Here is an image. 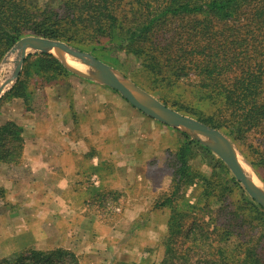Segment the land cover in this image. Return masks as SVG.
Here are the masks:
<instances>
[{
    "label": "trees",
    "instance_id": "trees-1",
    "mask_svg": "<svg viewBox=\"0 0 264 264\" xmlns=\"http://www.w3.org/2000/svg\"><path fill=\"white\" fill-rule=\"evenodd\" d=\"M26 36L76 46L106 41L139 58L144 73L156 82L194 88L211 109L209 123L203 124L234 143L242 144L251 132L264 140V0H0V61ZM32 70L46 84L58 82L65 72L50 55L28 57L7 94L21 100L25 112L32 110L27 88ZM22 133L15 119L0 125V163H22ZM192 144L168 152L173 157L171 185L154 204L171 212L162 264H264V210L244 194L227 167L229 179L214 188L211 180L194 173ZM259 154L264 164V149ZM195 185V203L181 208L185 189ZM111 194L99 193L93 200L101 205ZM216 204V216L205 221ZM85 205L91 209L89 202ZM0 264L81 261L56 248L31 249Z\"/></svg>",
    "mask_w": 264,
    "mask_h": 264
},
{
    "label": "rangeland",
    "instance_id": "rangeland-1",
    "mask_svg": "<svg viewBox=\"0 0 264 264\" xmlns=\"http://www.w3.org/2000/svg\"><path fill=\"white\" fill-rule=\"evenodd\" d=\"M42 1L46 2L49 0ZM62 43L79 53H84L93 57L95 60L110 68L116 76L123 78L144 90L158 101L160 100L159 102L162 100V102L167 104L169 108H174L175 111L182 112L185 114L184 116L193 118L201 123H209L206 119H208L211 114V109L208 103L202 100L201 94H199L194 88L185 85L177 84L169 86L165 83L156 82L144 73L141 60L132 53H127L126 50L120 51L111 48L107 46L106 41H101L99 44L95 43L82 46H76L73 42L72 44L65 42ZM16 44L17 43L5 53L0 61V86L5 80L12 76L15 69L17 56L13 53L12 49ZM33 55H40V53L31 54L28 57ZM28 57L26 59H28ZM60 65L63 67L62 64ZM63 68L65 72L60 76L59 81L57 79L58 82H52L50 84L44 83L41 77H37L35 72L33 70L31 71L33 76L28 79L27 88L30 93L28 103L32 110L29 109L28 112H22L23 103L21 100L10 99L7 97V94H9L12 88L16 85L21 75L20 72L17 81L7 87L0 98V125L12 119L17 120L22 124V119L24 117L23 113H25V115L36 114L31 113L30 111H39V109L45 104L44 100L46 93H49V91L52 90V93L55 96L56 93L53 87L58 85H62L67 89L71 87L74 88L76 90L75 95L79 98V104L84 103L87 99L85 95L81 93L86 90V85H94L95 83L82 79L69 72L65 67ZM50 86L51 89L48 88ZM45 89L50 90L45 92ZM115 95L121 99L120 101L124 102V107L117 108L116 117L126 119L125 117H128L130 114L134 115V113L143 115L125 101L118 92L115 91ZM126 108L130 109L132 112L130 113L128 110L125 113ZM42 112L43 111L41 110V113ZM128 113L130 114L128 115ZM143 116L146 117L145 115ZM146 119L150 118L146 117ZM159 125L162 124L159 123ZM168 129L173 131V139H178V145L186 142H193V159L191 160L190 165L194 173H198V175L211 180V183H214L215 185L213 188L216 187L217 184H221L223 180L229 179L226 170L224 169V167L227 166L199 140L191 135L174 130L170 127ZM74 134L75 133L73 132V138L76 137ZM153 135L154 133L148 131V136L151 137ZM166 138L171 139V135L166 133L165 140ZM228 140L235 149L239 160L245 166L247 175L256 184L264 188V164L260 160L259 154L264 149V146H260L261 144H264L263 137H261L259 133L251 132L246 134L245 140L242 144L234 143L230 139ZM131 141H133V139L131 138V135H129L126 142L131 143ZM78 142L80 143L75 141V143H77V154L80 156L77 155V157H73L70 166H78L81 169L77 170V175L69 177L67 182L70 188L69 192L73 191V189L79 191L75 195H68V197L76 198L81 205V200L85 203L89 202L92 205L91 209L88 210L84 205L83 207H77L76 209L69 204V207H71L70 209L68 208L67 211H60L54 203H52L51 208L42 209L35 206L34 210L21 209L19 215L23 219V223L19 225L18 242H14L15 244L10 251L8 250L9 248L6 247V249L0 253V260L31 249L41 251L56 248L69 249L70 247L72 248L73 246H76L77 241L80 242L78 246L82 247V242L90 240V238L87 237V233L89 232L88 227L83 229L82 233L79 234V240H77L74 235L79 233V226L78 229H75L74 226L72 228V223L75 220H83V224L91 223L94 238L92 239L93 241H91L93 254L90 256H85L84 254L80 256L81 264H162L164 257V241L167 236V223L171 212L170 209L166 207L155 209L154 204L162 199L170 188L172 180V169L170 167L173 165V157L169 156L168 152L174 154L179 148L178 145L173 150H165L162 157L159 156L158 159H155L152 162H149L148 160V163H143L142 159L141 162L138 161L137 163H134L132 166L133 170L130 171L127 167L125 170V166L128 164L119 163L121 162L120 160L126 161V159L123 158L120 153L113 152L110 156L115 160H120L119 162H110L113 164L108 167H113L114 170L119 167L118 171L122 177V184L119 186V189H116V192H106L112 194L109 197H106L100 205L97 200H93L97 195L95 194L97 192L95 189L96 186L94 187L93 184L97 182V179L93 178V174L99 175V178L101 179L102 167L95 170L90 164L86 163L85 165L86 159L93 158L96 150L92 149L89 144L85 142L82 143L81 140ZM81 143L83 147L79 146ZM128 154L129 153H126L124 156H131L132 158L135 156ZM81 156L86 159L81 158ZM141 165L142 167H140ZM84 167L85 169L83 170ZM138 172H140L138 176H133V173ZM228 172L234 177L229 169ZM28 173L29 171L25 170L24 167H21L13 168L11 175L18 180L27 181L29 178L27 177ZM56 177L57 174L55 173V175L49 177L48 180L44 182L41 181L39 185L49 187L53 182L57 181ZM124 177L126 179H124ZM123 179L127 181V184ZM122 185L128 186L121 187ZM240 186L244 190L241 184ZM100 188L109 190V188L102 187L101 185ZM197 188L195 185L185 189L183 194L184 198L181 200L180 206L186 203L190 205L195 203ZM215 189L218 190V188ZM233 192L236 193L235 190ZM99 193H102V191ZM113 193L118 195H113ZM241 193L237 190L236 194L239 196ZM244 194L247 195L245 190ZM1 197L0 193V199ZM248 198L250 199L249 196ZM33 203L34 202L31 201L29 202L30 205L27 206L32 208L31 206H33ZM48 205L50 204L47 202L45 206ZM218 205L219 204L211 206L210 211L204 216L205 221L208 222L211 217L214 218L216 216L215 209H217ZM182 207L183 205L181 208ZM0 210L6 211L5 206H2L1 202ZM61 217H63V219ZM0 241L2 243V239Z\"/></svg>",
    "mask_w": 264,
    "mask_h": 264
},
{
    "label": "crops",
    "instance_id": "crops-1",
    "mask_svg": "<svg viewBox=\"0 0 264 264\" xmlns=\"http://www.w3.org/2000/svg\"><path fill=\"white\" fill-rule=\"evenodd\" d=\"M86 87V90L81 94H84L87 100L79 104V98L75 95L74 88L67 89L58 85L53 87L56 93L54 96L52 90L49 91L50 86L48 87L50 89H45V92L49 91V93H46L45 96L43 112L41 113L39 110L40 113L30 115L23 113V123L21 124L23 128L22 163L15 167L0 163V193H2L0 202L6 208V211L0 210V240L2 239L0 253L6 247L10 251L14 242H18L19 225L23 223V219L19 215L21 209L34 210L35 206L42 209L51 208L52 203L60 211L70 209L69 204L76 209L83 205L86 207L83 200H81V205L76 198L68 197V195H75L79 191L73 189L69 192L70 188L67 182L69 177L77 175V170L81 169L78 166H70L72 158L78 155L76 149V144L80 143L78 141L81 140L82 143L85 142L96 150L95 156L91 159L81 156L86 159L85 165L86 163L90 164L95 170L102 167L101 179L99 175L93 174V178L97 179V182L93 183L97 190L95 194L101 191L102 193L116 192V189H119L122 184L119 167L116 170L113 167H108L113 164L110 162H119L120 160H115L110 156L113 152L120 153L126 159V161L120 160L119 163L128 164L125 166V170L127 167L130 171L133 170L134 163L141 162L142 159L143 163H148V160L152 162L159 156L162 157L165 150H173L177 147L179 141L177 138L173 139V131H170L169 127L159 125L156 121L146 119L143 115L130 114L132 111L127 108L125 113L129 110L128 115H130L125 117L126 119L116 117L117 108L124 107V102L120 101L121 99L115 95L114 91L98 84L86 85ZM22 112L24 111L22 110ZM148 131L154 135L148 136ZM73 132L75 138L72 137ZM166 133L171 135V139L166 138L165 140ZM129 135L133 139L131 143L126 142ZM82 143L79 146H82ZM126 153L135 155L134 159L131 156H124ZM21 167L29 171L27 181L18 180L11 175L13 168ZM55 173L57 181L49 187L39 185L41 181L48 180ZM139 173H133V176H138ZM124 179L126 178L124 177ZM100 185L109 188V190L101 189ZM31 201L34 202L32 208L27 206ZM47 202L50 205L45 206ZM61 218L63 219V217ZM73 223L72 228L74 226L75 229H78L79 226V233L74 237L79 240V234L88 227L87 237L90 240L82 242V247L78 246L80 242L77 241L76 246L66 250L79 257L83 254L90 256L93 254L91 241L94 238L91 223L83 224V220H75Z\"/></svg>",
    "mask_w": 264,
    "mask_h": 264
},
{
    "label": "water",
    "instance_id": "water-1",
    "mask_svg": "<svg viewBox=\"0 0 264 264\" xmlns=\"http://www.w3.org/2000/svg\"><path fill=\"white\" fill-rule=\"evenodd\" d=\"M12 51L18 60H16L12 76L0 86V98L5 88L17 81L23 62L29 55L35 53L50 55L72 74L118 92L125 101L146 117L195 137L228 167L250 199L264 210V188L256 185L249 176L245 175L239 165V158L235 149L221 132L165 106L144 90L116 76L110 68L93 57L79 53L62 42L30 36L19 40ZM66 55L94 70L97 75L92 76L79 71L66 59ZM202 138L210 143L205 142Z\"/></svg>",
    "mask_w": 264,
    "mask_h": 264
},
{
    "label": "bare ground",
    "instance_id": "bare-ground-1",
    "mask_svg": "<svg viewBox=\"0 0 264 264\" xmlns=\"http://www.w3.org/2000/svg\"><path fill=\"white\" fill-rule=\"evenodd\" d=\"M66 57V59L75 67V68H77L79 71H82V72H84V73H86V74H89V75H92V76H96L97 75V73L94 71V70H92V69H90V68H87V67H85L83 64H81L80 62H78L77 60H75L74 58H71V57H68L67 55L65 56ZM17 60H18V58H17ZM7 89V87L5 88V90ZM4 90V91H5ZM203 139V138H202ZM205 142H207V143H210L208 140H206V139H203ZM239 161V165L241 166V168L243 169V172L245 173V175L246 176H248L247 175V171H246V169H245V166L242 164V162L240 161V160H238ZM255 183V182H254ZM256 184V183H255ZM256 185H258V184H256ZM259 186V185H258ZM260 187V186H259Z\"/></svg>",
    "mask_w": 264,
    "mask_h": 264
}]
</instances>
